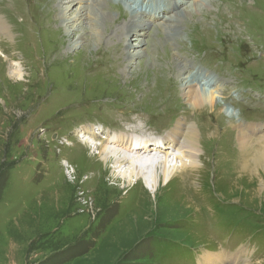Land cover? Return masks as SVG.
<instances>
[{
	"label": "rangeland",
	"instance_id": "1",
	"mask_svg": "<svg viewBox=\"0 0 264 264\" xmlns=\"http://www.w3.org/2000/svg\"><path fill=\"white\" fill-rule=\"evenodd\" d=\"M55 4L0 0L5 27L0 55L22 72L19 80L9 78L11 69L5 73L0 63V264H180L183 246L192 247L187 255L192 260L201 246L213 245L203 231L186 227L193 222L202 226L199 211L206 210L213 215L204 217L205 224L222 228L244 219L253 234L257 230V245L264 244V176L252 172L249 159L255 153L240 150L237 129L220 114L219 104L212 111L195 109L202 119L194 115L188 120L197 121L200 129L197 164L176 168V179L155 194L140 182L125 186L110 181L112 163L92 157L71 135L74 128L91 123L105 129L139 125L137 133L161 134L163 127L156 124L164 113L176 124L182 111H191L184 96L177 95H183L181 80L185 82L177 65L180 57H187L186 64L195 61V54L210 61L218 77L228 75L259 96V102L245 98L242 103L237 97L230 102L237 104L243 122L264 124V0H188L184 8L178 6L188 13L174 46L162 42L160 22L150 23L160 31L154 41L144 39L148 56L134 61L126 73L122 48L131 31L125 32L130 13L123 0H97L98 12L109 15L98 35L92 23L74 34L78 37L87 27L90 40L73 52L67 49L65 28L56 25ZM212 121L214 131L205 133ZM225 142L236 152L233 160ZM250 144L261 149L255 139ZM222 154L227 167L218 170L219 179L208 181L206 158L216 161ZM63 163L72 170L66 171ZM90 177L96 179L86 187L84 180ZM202 253L207 254L205 249Z\"/></svg>",
	"mask_w": 264,
	"mask_h": 264
},
{
	"label": "bare ground",
	"instance_id": "2",
	"mask_svg": "<svg viewBox=\"0 0 264 264\" xmlns=\"http://www.w3.org/2000/svg\"><path fill=\"white\" fill-rule=\"evenodd\" d=\"M55 1H56L55 6L57 5V9L55 10V15H57L56 20L60 21V24H56L57 22L54 19L55 17H52V23H53L52 30H55V24L57 25V27L60 26L62 28H65L64 37L66 36L68 38L67 49L69 52H73L77 50V48L82 47L83 46L82 43L85 42L84 41L85 39L90 40L87 35L88 34L87 27L86 30L82 31L78 37L73 38L76 32L82 30V27L87 23L88 24L92 23V26L95 27V34L98 35L102 28L101 25H103L104 23L103 20L109 15V13L104 11L98 12L100 10L97 9V0H55ZM117 1H121V0H117ZM123 1L128 6L129 9L128 12L130 13L129 14L130 19L125 27V32L127 30L131 31L129 35L128 33L125 35V38L126 37L130 38L131 41H133L134 43V46L126 44L127 47L125 46L124 48H122L124 49L125 55H127L126 58L127 60L125 59L127 62V66L123 71L124 73H126V70L132 67L134 61H139L140 59L146 58V49L144 47L145 46L144 38L146 37V35L142 33V31L145 29V26L147 25L148 22L161 21L160 23L163 25L162 27L165 28V38L162 40V42L165 44L167 42H171V45L174 46L172 41H174L176 36H178L179 32L177 34V29L180 23L182 22L181 20L183 19V16L188 12H186L185 10H179L178 8V6L182 8V6L186 3L187 0H165L164 3L153 4V9H150L151 4H146L147 3L146 0L145 1L138 0L137 3L126 2L125 0ZM196 1L203 2V0H196ZM141 2L142 5L141 6L139 5L140 8L138 10V4ZM88 15H90L88 19L91 18L90 21H86ZM5 24L7 25L6 22ZM4 30H5L4 24L0 23V31L4 32ZM132 37H134V40H132ZM16 65H17L16 63L15 64L12 63L11 68H9L11 69V71L7 73V76L9 78L19 80L22 72L18 66L16 67ZM12 67L13 68L16 67V69H12ZM138 67L140 70L144 69V66L142 68L140 66ZM177 67L181 69L180 70L182 73L181 76L185 77L184 83H182L181 80V87L183 90L184 99L188 104L189 109L195 110L198 109L199 107H204V106L209 107V109H212L213 106L216 105L218 99H220L223 96L222 93L226 81H224L221 78H217L216 76H214L212 73H210L208 70L204 68H202L198 78L195 72L187 71L186 65L181 63V65L179 66L177 65ZM193 67L194 66H191L192 69ZM187 72L188 74L187 76H185ZM128 74H130L129 71ZM199 79H202L203 82L201 83ZM222 112L224 113V115H226L225 117L227 119L228 118L232 119V122H229L230 126L232 127L237 126L236 128L238 129V131L236 132V136L240 150L242 152L248 151V153L249 152H252L253 154L255 153V156H252L249 159L251 162V166L253 168L252 172H254V174H256L257 176L260 175L264 176V125L245 124L238 122L236 119V113L234 109H232L231 106L229 105H227L225 108L223 107ZM91 127L92 126L90 125L87 126L86 128H82V130L85 134L90 135ZM137 129H138L137 127H133L127 133L126 132L116 133L114 134L113 137H110L108 135L106 139L101 143V150L99 151L97 157L101 161H103V163H105L106 161L112 163V169L109 168L111 172V176L109 179L110 181L113 180L121 181L122 183H120V185H125V186H128L133 182L134 183L140 182L142 183V188L145 187L147 190H149L150 193L155 194L160 190L161 186H165V187L168 186L167 182L169 180H171L172 182L176 179V176H173L174 170L176 168H180V167L184 168L187 165L190 166L197 164L196 160L200 149L197 147L198 143L196 139L198 136V131L196 129L195 124L178 123L176 127H174L170 131V133L163 139V144H164L163 150H159L155 147H152L154 145L152 143L153 142L152 139H141L139 141H134L133 134L134 132L137 131ZM257 135L261 136L260 138L257 139L259 143L263 144V146L261 145V149H253V145L250 144L253 140V137ZM134 145H138L139 149L135 151V149L132 148ZM170 150L175 152L177 151L178 153L173 158V160L169 159V157H171ZM119 151H124L125 153L130 154L132 157H127V156H125L126 158L121 157L118 153ZM141 155H150V158L144 159L140 157ZM170 161H174L176 164H178V166L174 167V164L172 163L173 165H171ZM245 163L247 162L245 161ZM147 165L150 166L149 170L145 169V166ZM242 167L243 166H241V168ZM96 178L90 177L85 179L84 181L86 182L85 183L86 187H88L87 182L92 183L93 180ZM98 178L99 179L101 178V173ZM230 201H238V200H230ZM222 260L223 257L220 255H203L201 259V263L217 264Z\"/></svg>",
	"mask_w": 264,
	"mask_h": 264
}]
</instances>
